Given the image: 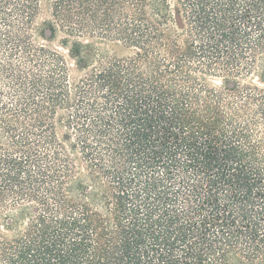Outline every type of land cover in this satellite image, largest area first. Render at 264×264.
<instances>
[{
  "label": "trees",
  "instance_id": "1",
  "mask_svg": "<svg viewBox=\"0 0 264 264\" xmlns=\"http://www.w3.org/2000/svg\"><path fill=\"white\" fill-rule=\"evenodd\" d=\"M0 264H264V0H0Z\"/></svg>",
  "mask_w": 264,
  "mask_h": 264
},
{
  "label": "rangeland",
  "instance_id": "2",
  "mask_svg": "<svg viewBox=\"0 0 264 264\" xmlns=\"http://www.w3.org/2000/svg\"><path fill=\"white\" fill-rule=\"evenodd\" d=\"M45 12V11H44ZM60 37L58 36L57 37V39H59ZM108 49H109V51H111V52H115V53H117V54H127L128 52H130L129 50H127V49H124L123 47H121V46H115V45H113V46H109L108 47Z\"/></svg>",
  "mask_w": 264,
  "mask_h": 264
}]
</instances>
